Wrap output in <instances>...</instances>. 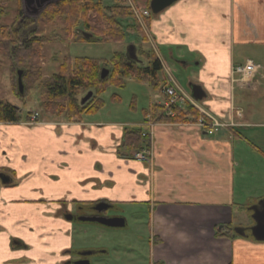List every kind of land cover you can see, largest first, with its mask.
<instances>
[{
	"label": "crops",
	"instance_id": "obj_1",
	"mask_svg": "<svg viewBox=\"0 0 264 264\" xmlns=\"http://www.w3.org/2000/svg\"><path fill=\"white\" fill-rule=\"evenodd\" d=\"M125 1L140 12L145 44L175 87L193 94L207 118L225 125L212 134L196 122L156 121L148 129L143 123L151 115L144 110L152 102L137 119L101 118L95 112L66 121L46 113L53 119L37 115L35 123L22 121L27 116L0 122V128L18 124L37 129L31 140L42 144L40 150L28 151L9 145L10 172L20 180L0 181V215L33 218L36 209L39 226L26 222L24 227L48 235L38 246L19 235L28 247H18L14 231L8 232L0 219V264L64 258L59 256L62 248H80L73 235L80 230L64 214L119 217L97 212L93 207L100 202L125 205L133 224L148 229L146 259L145 252L139 255L142 264H264V240L245 232L254 225L252 207L264 201V67L255 62L264 60V0H176L148 16L142 14L149 12L150 0H142V6ZM20 4L22 0L17 9ZM244 51L249 54L239 60ZM246 60L259 70L243 83L231 70ZM177 67L187 73L185 85L172 75ZM142 129L150 132L151 141L127 146L125 133ZM9 133L0 129V145L16 143L7 138ZM145 147L151 153L148 163L133 157ZM246 218L250 226L244 229ZM234 227H243V235Z\"/></svg>",
	"mask_w": 264,
	"mask_h": 264
},
{
	"label": "trees",
	"instance_id": "obj_2",
	"mask_svg": "<svg viewBox=\"0 0 264 264\" xmlns=\"http://www.w3.org/2000/svg\"><path fill=\"white\" fill-rule=\"evenodd\" d=\"M132 18L136 20L132 7L125 0H115L111 5H104L100 0H58L46 5L35 16L19 6L14 21L0 26V55L10 62V73L16 78L15 83L10 79L12 86H18L19 77L23 91L38 88L42 110L66 121H77L83 114L97 112L104 104L100 96L105 89L109 85L123 87L127 77L146 80L157 88L164 82L162 65L154 51L145 49L144 45L136 48V59L121 52H114L108 61L87 57L64 58L57 72L42 77V48L48 40L45 35L48 25L62 23L64 35L61 40L66 42H120L125 39L123 20ZM148 19L145 17L146 21ZM132 28L144 43L146 39L140 24L137 22ZM84 32L90 37H85ZM104 67L109 73L101 79L100 70ZM88 92H91L90 98L81 103ZM157 109L158 105L153 103L144 112L154 117ZM201 116L191 106L176 107L175 115L169 120L175 123L196 122ZM21 120L19 109L0 99V122ZM124 140L129 147H142L146 142L139 130L127 131ZM215 234L224 235L219 231Z\"/></svg>",
	"mask_w": 264,
	"mask_h": 264
},
{
	"label": "rangeland",
	"instance_id": "obj_3",
	"mask_svg": "<svg viewBox=\"0 0 264 264\" xmlns=\"http://www.w3.org/2000/svg\"><path fill=\"white\" fill-rule=\"evenodd\" d=\"M17 1L18 0H0V26L10 25L17 13ZM104 5H111L115 0H100ZM140 3V4H139ZM19 4V3H18ZM134 4L137 6L144 5L142 0H137ZM21 8L24 9L23 5L20 4ZM135 19H125L123 20L122 26L125 32V39L120 42L108 41V42H82V41H70L66 42L61 40L63 37V24L60 22L52 23L48 25L45 35L48 40L45 42L42 48V65L41 74L43 78L49 77L52 73L58 71L59 63L64 58H75V57H87L93 59H100L108 61L114 54V52L125 53L127 44L134 43L136 48L140 45H144L145 49L148 48V44L143 43L142 37L137 33V31L132 28L135 23H139L140 12L132 7ZM25 12H28L25 10ZM146 12V16L148 11ZM141 22V21H140ZM129 24L132 26L129 27ZM53 35V36H52ZM164 52V51H163ZM249 54L244 51L239 54L241 58L239 60H244ZM251 56V55H248ZM255 62L264 67L263 59H255ZM256 64V63H255ZM186 74L182 68H174L173 76L185 85ZM164 78H168L165 72H162ZM10 79L15 83V75L10 73V62L0 55V99H4L10 102L13 106L19 109V115L24 119L29 112H36L40 119L47 120L53 119L49 118L46 113L42 110L41 94L36 87L29 88L28 91H23V89L14 84L12 86ZM160 87L153 88L146 80H137L127 77L124 82V86L119 88L114 85H109L105 91L101 94V99L104 101L103 106L96 112V115L101 118H116V119H137L143 114L142 109L147 107L150 102L157 103L159 100L156 99V95L160 93ZM115 96V97H114ZM118 97V99L116 98ZM170 118H168L169 120ZM171 121V120H169ZM173 122V121H172ZM5 128L8 130L10 135L7 136L10 140L17 139L15 142L4 141L0 145V173L7 175L14 182H19L18 174L14 175L10 172L12 169V158L10 144L14 147L18 146L21 150L28 151L29 148H36L40 150L39 146L42 145L40 140H35L32 142L31 134L34 128H28L25 126H19L18 124L2 126L0 129ZM14 135V137H13ZM43 137L48 138L49 135L45 134ZM6 138V139H7ZM21 163V160L18 161ZM25 164V161H23ZM23 167L27 166V164ZM36 193V192H35ZM34 193V194H35ZM36 205H40L36 203ZM134 208V207H133ZM133 212L132 208H129ZM35 217L38 216L36 209H33ZM106 215L108 216H119L123 217L126 221L125 226L110 228L107 226H102L91 222L75 221L73 225L80 231H76L73 234L75 241L80 248H89L99 250L95 252L91 258V264H142L143 252L147 256V245L144 240V235L148 233V229L140 231V227L133 224L132 220L129 218V211H127L125 205H112L106 210ZM1 214V213H0ZM27 215H13L11 218L3 219V215H0V219L6 222L2 226H6L5 229L9 232H13V236L17 237L19 235L24 238H29L35 236V232L43 231L44 229H34L38 227V221L35 217H26ZM26 222L32 223L34 226H26ZM249 218L243 220L244 229L249 227L247 224ZM133 226V227H132ZM137 229H136V227ZM28 228H33L29 230ZM237 228V227H234ZM243 228V227H242ZM85 229V230H84ZM30 232V233H27ZM246 233H249V229H245ZM76 244V243H75ZM131 244L137 251L130 249L128 250L127 245ZM77 246V245H76Z\"/></svg>",
	"mask_w": 264,
	"mask_h": 264
},
{
	"label": "built area",
	"instance_id": "obj_4",
	"mask_svg": "<svg viewBox=\"0 0 264 264\" xmlns=\"http://www.w3.org/2000/svg\"><path fill=\"white\" fill-rule=\"evenodd\" d=\"M258 68L259 67L252 61L246 60L243 64H235L232 67L231 73L234 79L245 83L251 76L255 74ZM156 97L159 100L157 112L153 119H149L143 123V125L145 127L147 126L148 129L156 121L173 117L175 115L176 107L191 106L194 109L202 112V110L197 106V103L189 96V94L183 92L182 90H178L177 87H175L171 77H168L165 80V83L160 87V93L157 94ZM36 120L37 115L35 113L29 116V123L36 122ZM195 124L197 127H199V129L205 130V132L208 134H211L215 127L225 125L215 118L206 119L203 117L200 118ZM140 134L142 137H145L147 141H151L150 132L148 130L142 129ZM133 157L143 162H150L151 153L149 147H145L139 151H136L133 154Z\"/></svg>",
	"mask_w": 264,
	"mask_h": 264
},
{
	"label": "water",
	"instance_id": "obj_5",
	"mask_svg": "<svg viewBox=\"0 0 264 264\" xmlns=\"http://www.w3.org/2000/svg\"><path fill=\"white\" fill-rule=\"evenodd\" d=\"M58 0H22L23 7L25 10H27L29 13H31L33 16L37 15L46 5L56 2ZM176 0H150L149 2V9L151 13L157 14L161 10H163L166 6L171 4ZM84 36L89 38L90 34L84 32ZM127 56L132 59H136V54L134 51V46L130 45L127 48ZM109 73V70L107 68H101L100 70V78H105ZM18 74L20 75V72L18 71ZM18 86L22 88L20 79L18 77ZM91 96V92H88L82 99L81 103H84L87 99H89ZM194 99L196 97L192 94L191 95ZM0 181L2 184H8L10 183V178L0 173ZM108 204L104 202L97 203L94 206V209L97 212H100L103 209L108 208ZM253 219H254V225L250 227L251 235L254 237L255 240L262 241L264 240V201H260L257 206H253ZM82 221H90V222H97L105 226L110 227H122L124 225V218L123 217H106L101 215H92V216H81L79 218ZM235 233L239 235H243L244 231L243 228H234ZM76 264H85V263H79L76 262Z\"/></svg>",
	"mask_w": 264,
	"mask_h": 264
},
{
	"label": "flooded vegetation",
	"instance_id": "obj_6",
	"mask_svg": "<svg viewBox=\"0 0 264 264\" xmlns=\"http://www.w3.org/2000/svg\"><path fill=\"white\" fill-rule=\"evenodd\" d=\"M108 208L111 207V204H108ZM95 206V205H94ZM94 208V207H93ZM108 208L101 210L100 212L106 211ZM92 215H97L92 214ZM92 215H77L73 216L71 214H64V219L67 221H82L79 218L81 216H92ZM102 216V215H101ZM82 222H90V221H82ZM61 229V228H60ZM48 238V235L43 233H35V236H31V243L34 246H38L37 244L41 241L44 242V240ZM16 239H13V242L16 243L18 247H28L26 243H24L20 238L14 237ZM99 250L96 249H89V248H77V247H71V248H62L59 251V256L62 258L60 260H52V259H46V264H76V262L79 263H85V264H91V258L95 252H98ZM28 262L31 264H38V260L34 258H29ZM51 262V263H50ZM29 263V264H30Z\"/></svg>",
	"mask_w": 264,
	"mask_h": 264
}]
</instances>
